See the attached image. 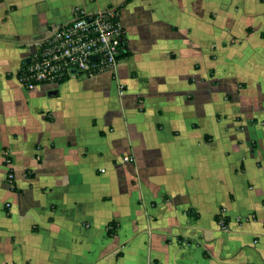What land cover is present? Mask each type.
<instances>
[{"label": "crops", "instance_id": "1", "mask_svg": "<svg viewBox=\"0 0 264 264\" xmlns=\"http://www.w3.org/2000/svg\"><path fill=\"white\" fill-rule=\"evenodd\" d=\"M75 8L129 55L23 88ZM0 264H264V0H0Z\"/></svg>", "mask_w": 264, "mask_h": 264}, {"label": "built area", "instance_id": "2", "mask_svg": "<svg viewBox=\"0 0 264 264\" xmlns=\"http://www.w3.org/2000/svg\"><path fill=\"white\" fill-rule=\"evenodd\" d=\"M124 36L116 9L88 14L75 8L72 19L39 44L27 67L18 70V82L23 88L34 90L40 85L59 84L77 74L84 77L105 72L114 75ZM122 162L131 163L132 159L124 157ZM13 179V173L8 171L7 184L11 185ZM217 225L225 228L222 211L217 215Z\"/></svg>", "mask_w": 264, "mask_h": 264}, {"label": "trees", "instance_id": "3", "mask_svg": "<svg viewBox=\"0 0 264 264\" xmlns=\"http://www.w3.org/2000/svg\"><path fill=\"white\" fill-rule=\"evenodd\" d=\"M116 12L118 13L117 10H116ZM123 51H125L124 41H123V45L121 46V52H120V55L118 56V59L125 58V57H127L129 55L128 52H123ZM26 67H27V64L23 63L20 68L24 69ZM65 79H67V78H65Z\"/></svg>", "mask_w": 264, "mask_h": 264}, {"label": "water", "instance_id": "4", "mask_svg": "<svg viewBox=\"0 0 264 264\" xmlns=\"http://www.w3.org/2000/svg\"><path fill=\"white\" fill-rule=\"evenodd\" d=\"M92 60H96V57H92ZM29 61H30V59H28L27 61H26V63L28 64L29 63Z\"/></svg>", "mask_w": 264, "mask_h": 264}]
</instances>
